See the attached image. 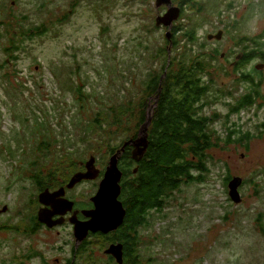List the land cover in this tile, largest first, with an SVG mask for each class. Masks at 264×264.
<instances>
[{"label":"rangeland","instance_id":"1","mask_svg":"<svg viewBox=\"0 0 264 264\" xmlns=\"http://www.w3.org/2000/svg\"><path fill=\"white\" fill-rule=\"evenodd\" d=\"M193 1L169 29L156 26L168 9L156 0H0V225L28 222L33 176L71 173L72 178L93 156L95 167L107 166L109 144L121 136L110 126L103 132L93 120L99 112L137 101L148 71H161L157 48L167 32L171 37L178 27L173 37L183 43L194 28L188 52L210 55V0H197L203 3L200 9ZM172 8L176 16L178 8ZM251 17L243 22L244 32L264 30V2L258 20ZM37 26L42 31L31 34ZM230 39L228 33L221 55L233 67L242 49ZM246 44L251 45L244 40L241 46ZM219 61L210 60L212 82L205 99V115H218L210 121L215 144L208 151L209 172L203 182L182 186L165 209L149 214L133 264H264V107L244 113L251 116L228 112L242 77ZM259 61L257 66L264 67ZM233 129L250 134L248 142L226 143ZM138 142L144 143V137ZM90 168L88 176L75 181L80 191H94L93 181L83 182L86 178L99 182L100 171L96 175ZM226 174L242 179L239 202L230 196L234 187ZM86 224L78 228L80 237L95 229ZM27 236L1 228L0 261L19 257L33 240ZM44 237L55 243L59 235ZM92 251L95 256L86 264H115L104 251Z\"/></svg>","mask_w":264,"mask_h":264},{"label":"trees","instance_id":"2","mask_svg":"<svg viewBox=\"0 0 264 264\" xmlns=\"http://www.w3.org/2000/svg\"><path fill=\"white\" fill-rule=\"evenodd\" d=\"M178 29L176 27L174 33ZM191 29L183 43L182 38L177 40L179 38L173 37V32L170 38L165 34L157 48L158 58L163 59L161 71H148L144 89L135 103L128 101L113 106L110 113L99 112L93 120L103 132L110 126L119 133L117 137L121 136L118 142L109 144L108 159L120 152L118 165L123 172L120 198L127 216L118 240L124 243L128 252L134 241V230L139 250L138 229L148 224L152 211L165 209L182 186L203 182L209 172L208 151L215 144L210 133V121L214 116L216 121L218 115H205L208 108L205 99L212 82L210 55H191L188 52L189 38L195 37V30ZM41 31L42 28L37 26L31 34ZM256 46L264 47V41ZM247 95L251 99L247 101H252L253 94ZM239 98L238 95L232 101L228 112H240L242 100ZM148 114L152 115L147 125V139L144 138V143L139 145ZM109 133L113 134L110 130ZM240 133L241 130L233 129L226 134L224 141L241 143L245 139L247 143L251 135ZM144 147L143 157L136 161L134 151ZM230 179V174H226L225 181L228 183Z\"/></svg>","mask_w":264,"mask_h":264},{"label":"flooded vegetation","instance_id":"3","mask_svg":"<svg viewBox=\"0 0 264 264\" xmlns=\"http://www.w3.org/2000/svg\"><path fill=\"white\" fill-rule=\"evenodd\" d=\"M187 1L171 0V4L179 6L182 9L180 16L186 9ZM263 2L264 0H210V60L215 59L217 61L219 58V64L227 66L235 72V75L242 77L238 81L241 87L239 97H243L241 99L242 106L240 113L243 114L239 115L251 116V114L244 113L248 109L254 111L259 105L264 107V104L261 102L264 92V67H259L256 63L257 60H260L259 63L264 64V47H261V49L256 46L257 43L264 41V30L246 34L244 32L245 27H243V22L251 17L249 11H252L251 18L257 20L262 15ZM202 4V2L197 3L196 0L195 6H198L197 9H200ZM165 8L167 9V6ZM227 11H232V13L228 15L226 14ZM212 13H215L214 18L211 17ZM228 33L232 36L230 41L242 49V52L235 58L233 67L230 61L228 62L221 55V49L224 43L227 42L226 35ZM218 34L219 37H216ZM244 40L250 42L251 45L246 44L241 46ZM214 64L212 63V65ZM212 71H214V67ZM247 93L253 94L254 98L251 97L253 98L252 101H247L250 99ZM105 166L102 168L96 165V168L100 171L98 184L95 179L86 178L83 180L84 183L93 181L94 191L92 193L86 190L80 191L81 185L79 183L69 186L71 173L57 176L51 174L33 176L35 189L33 190V195L28 200L30 206L29 216L27 217L28 222H22L17 225H0V229L8 226L13 229V232L17 236L29 235L27 237H32L33 240L29 242L30 244L27 248L20 249V252H18L19 257L0 261V264H86L87 260L95 256L92 250L96 249L104 251L109 262H115V264H133V258L140 254L141 249L139 248L138 250L136 247L135 230L132 234L134 241L129 251L130 257L124 243L118 240L119 232L124 227L127 216L126 208L120 195L119 199L125 209L124 222L108 231L106 230L113 225L101 226L95 230L90 229L82 237L78 235V224L79 227L85 225L89 219L87 211L95 207L91 198L99 188V183L106 169ZM77 171L87 172L84 162L83 164L81 162V166L75 172ZM64 204L68 206L65 211L62 207ZM3 207L6 208L5 211L9 208L8 204ZM100 219L104 220V217ZM142 228L144 226L138 229V237H140ZM54 232L59 237H55L57 239L55 243H49V240L44 236ZM32 243H34L33 246L31 245ZM48 246L50 250H47ZM105 246L107 247L103 250ZM110 247H112V250L119 247L120 251L107 252ZM36 259H40V261L37 262Z\"/></svg>","mask_w":264,"mask_h":264},{"label":"water","instance_id":"4","mask_svg":"<svg viewBox=\"0 0 264 264\" xmlns=\"http://www.w3.org/2000/svg\"><path fill=\"white\" fill-rule=\"evenodd\" d=\"M156 4H157V0H156ZM157 5L160 6L159 4H157ZM175 7L178 8L179 14L173 20H172L173 16H171V19H169V21L171 22V23L169 22L170 24L168 23V14L166 12L164 15L157 18L156 25L157 26L163 25V26L169 27V29H171V26L174 24L173 21L175 19H177L181 14V10H180L179 6H175ZM171 34H172V32H171ZM166 35H168V32L166 33ZM168 38H170V37H168ZM208 38H210V35L208 36ZM169 51H170V48H169ZM148 123H149V121L145 123V128H144L143 134H142L143 130H141V135H142L141 137H144L146 139H147L146 130H147ZM141 137H140V139H141ZM145 150H146V147L143 148V151L141 153L134 151L133 157L135 158L136 161H139L143 157ZM118 161H119V154H115L110 158V160L106 166L103 178L100 181L99 188H98L97 192L95 193V195L92 196V198H91L95 207L93 209L87 211V216L88 217L90 216V219L87 220L86 223H88V224H86V225H89L95 229H97V227H101V226H105V225L111 226V223L109 224V221L106 222L105 220L100 219L101 217L106 218L108 211L111 214L114 213L117 215H115V219H114V215H113L112 223H114V226L108 228L106 231L114 229L122 223V219H123L124 214H125V209L123 207L122 202L119 199V195L121 193L120 181L122 179L123 172L119 168ZM94 163H95V157L93 156V158L91 160H88L86 162L87 172H79V173L75 174L71 178L68 185L73 186L75 184V181H76L78 176H80V177L81 176H88L89 172L91 171V168H90L91 165L95 170H97V173H96V175H97L99 170L96 169ZM108 176L110 178L109 182H110V186H111L110 193H111L114 204H112L111 202L105 201L103 199V196H104L103 195V189H104L103 185H104V182L106 181V178ZM88 178H90V177H88ZM113 179L115 180L114 183H113ZM241 181H242V179L240 177H234L232 180L229 181L231 187H234V190H230L231 191L230 196L232 197L233 200H235V202H239L241 200V193L238 190L240 183H242ZM109 203H111V204H109ZM99 208L101 209V211L98 213ZM88 230H90V228H88L86 231H88ZM111 251H113L112 247H110L107 250V252H110V253H111Z\"/></svg>","mask_w":264,"mask_h":264},{"label":"bare ground","instance_id":"5","mask_svg":"<svg viewBox=\"0 0 264 264\" xmlns=\"http://www.w3.org/2000/svg\"><path fill=\"white\" fill-rule=\"evenodd\" d=\"M157 4H159V5H161V4H166L167 5V7H168V9H167V14H168V19H171V16H174V8H172V5L173 4H171V3H161V0H157ZM178 14H179V12H178ZM178 14L176 15V16H174L173 18H172V20L174 19V18H176L177 16H178ZM169 23V22H168ZM110 178H109V176L106 178V181L104 182V189H103V199L105 200V201H108V202H111L112 204H114V202H113V199H112V196L110 195V188H111V186H110ZM111 203H109V204H111ZM101 211V209L99 208V210H98V213ZM113 215H114V219H115V215H117V214H111L109 211L107 212V216L109 217H107L106 216V218L104 217V220L106 221V222H108L109 221V224L112 222V220H113ZM112 218V219H111ZM108 225V224H107ZM78 228H79V224H78Z\"/></svg>","mask_w":264,"mask_h":264}]
</instances>
